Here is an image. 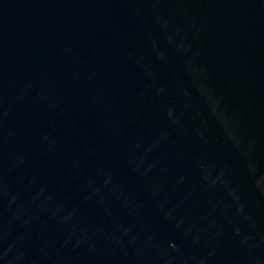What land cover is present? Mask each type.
Listing matches in <instances>:
<instances>
[{
	"label": "water",
	"instance_id": "obj_1",
	"mask_svg": "<svg viewBox=\"0 0 264 264\" xmlns=\"http://www.w3.org/2000/svg\"><path fill=\"white\" fill-rule=\"evenodd\" d=\"M0 264H264V0H0Z\"/></svg>",
	"mask_w": 264,
	"mask_h": 264
}]
</instances>
